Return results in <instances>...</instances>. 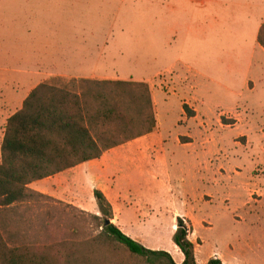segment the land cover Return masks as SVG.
Segmentation results:
<instances>
[{"label": "rangeland", "instance_id": "obj_1", "mask_svg": "<svg viewBox=\"0 0 264 264\" xmlns=\"http://www.w3.org/2000/svg\"><path fill=\"white\" fill-rule=\"evenodd\" d=\"M172 19L163 16L161 0H0V96L4 91L9 94L7 116L18 110L25 94L19 92L18 75L25 69H33L32 66H25L24 58L18 53L19 49L25 45L40 48L53 43L61 45L75 42L94 49L93 52L97 55V49L100 48L103 71L101 76L104 78L98 81L147 83L154 102L158 122L154 137L146 136L131 142L122 151L130 152L133 148L143 150L148 144H153L154 168L162 183L165 177L163 165L167 163L171 168L169 185L167 184L168 195L145 211L153 213V219L148 218L150 222H154L153 227L156 230L150 225H140L145 239L136 242L147 249L171 252L169 254L173 261L178 262L175 253L183 255L173 246V234L170 233L173 224L170 222V215L175 207L179 209L184 206V210L194 217L192 222L196 232L190 219H180L191 229L189 240L194 244L197 264H205L209 259H218L221 264H264V205L251 207L241 213L233 210L230 214L231 212L225 210L227 206L234 205L238 198L242 202H254L261 198L255 192L263 185L256 180L264 176V165L258 164L256 160L258 131L250 128L237 129L234 126L225 127L228 124L233 125L235 121L227 120L226 115L217 114L214 116H219V122L214 121L206 129L198 125H187L191 117L184 108L187 107L193 113L192 117L195 115L187 103L198 107L203 101L197 99V93H193L176 65L165 68L163 63L172 62L175 58L180 61L182 67H189L193 71L198 70L205 74L209 70L193 55H189V50L186 51L184 47L177 52L176 30L169 23ZM201 54L204 58V50H201ZM93 55L91 51L90 56ZM53 83L61 86L64 82ZM216 91L220 93L218 89ZM251 96L253 105H259V93ZM218 99L219 103L227 107L231 105L220 95ZM232 113L238 115L241 112L236 108ZM230 115L231 113L228 114ZM187 131L193 136L212 137V141H205L208 145L202 146L201 152L208 151L209 147H216L218 154L227 152L232 155L230 160L234 169L231 173L227 176L219 169L220 171L212 177L211 184L215 188L210 191H218L216 195H204L211 186L201 183L202 177L191 182L189 173L181 174L174 168L177 161L184 159L183 152L178 153L177 148L188 141L186 137H182ZM259 133L262 135L264 129ZM157 137L163 146L165 143L167 150L166 154L161 151L163 159L157 154ZM173 142L176 144L175 149ZM202 163L204 165L203 161ZM226 180L232 182V185L227 184ZM253 183L254 186L250 185ZM227 185L231 186V191L226 189ZM90 189L89 187L74 194L73 203L75 199H80L83 206L90 208L93 205L96 213L87 211L82 205L76 207L60 202L88 214H99ZM201 194L205 201L212 202L197 207V196ZM57 208L61 210L64 207L59 205ZM32 209L30 216L33 219L43 212L35 207ZM201 211L206 213L207 217L199 224L197 218L203 216ZM74 213L76 212L67 209L65 214L59 216L61 226L53 233L57 239H72L73 227H66L70 226L72 221H77ZM140 216L145 219L143 215ZM156 220H161L159 225ZM112 223L123 229L128 227L127 224L117 225L114 220ZM174 224L177 226L176 221ZM210 255L212 257L208 258Z\"/></svg>", "mask_w": 264, "mask_h": 264}, {"label": "crops", "instance_id": "obj_2", "mask_svg": "<svg viewBox=\"0 0 264 264\" xmlns=\"http://www.w3.org/2000/svg\"><path fill=\"white\" fill-rule=\"evenodd\" d=\"M161 3L163 16L173 18L172 21L169 20V23L176 30L177 52L184 47L186 51L189 50V55H193L210 71L206 70L208 73L203 74L198 70L193 71L189 67H182L180 61L175 58L172 62L163 63L165 68L176 65L191 86L193 93H197V99L203 101L198 107H192L190 103H187L195 113L194 117L188 119L187 125H198L206 129L214 121L218 123L220 115H226L227 120H233L235 123L225 127L257 130L256 141L259 146L256 150V160L258 164L264 165V133L262 135L259 133L264 129V48L258 40L259 32L264 25V0H161ZM201 50H204V58ZM91 51L93 56H90ZM93 51L94 49L75 42L61 45L53 43L40 48L25 45L24 48L19 49L18 53L24 58L25 66H32L33 69H25L18 75L19 92L25 93L18 110L21 109L28 94L41 83L103 79L100 48L97 49V55ZM32 53L33 56H31ZM216 89L219 90V94ZM255 93H259L261 97V102L257 106L251 101V95ZM219 95L226 98L231 105L227 107L219 103ZM9 105V94L4 91L0 96V147L6 123L10 117V115L7 116ZM236 108L240 109L241 113L233 115L232 110ZM230 113L231 115L228 116ZM215 114L219 116H214ZM154 133L147 136L154 137ZM183 135L182 137H186L188 141L177 149L178 153L183 152L184 159L181 162L177 161L175 170L181 174L189 173L191 182L202 177L201 183L211 186L204 195L207 197L216 195L218 191H210L215 188L211 184L212 177L220 170L227 176L231 173L234 169L233 162L230 160L232 155L227 152L218 154L216 147H209L208 151L201 152V147L208 145L205 141H212V137L193 136L188 131ZM156 139L157 154L163 159V154L167 151L165 143L163 146L160 138ZM130 143L103 153L99 159L34 182L29 185V188L76 207L83 204L80 199H75L73 203L74 194L90 187L93 198L94 189L99 190L112 206L114 222L122 226L127 224L128 227L124 229L117 226L122 233L134 241L145 239L144 232L139 226H154V222L149 221V218L153 219V213L145 211L150 210L151 205H156L160 199L168 195L167 184L169 185L171 168L167 163L163 165L165 177L162 183L161 177L154 168L155 147L153 144H148L143 150L133 148L130 152L122 151ZM172 144L175 149V142ZM256 182L263 184L255 191L261 197L259 200L242 202L238 198L234 205L227 206L225 210L232 214L233 210L241 213L244 210H250L251 207L263 206L264 176ZM227 184L232 185V182L229 181ZM250 185L254 186V183ZM226 189L232 190L229 185ZM203 200V194L198 195V204L195 205L202 207L203 203L212 202ZM83 207L87 211L96 213L93 205L90 208ZM183 207L180 206L179 209L175 207L171 210L170 222L173 224L170 230L171 235L176 230L174 222L178 217H187L191 222L194 220L193 215L187 213ZM96 208L98 209V206ZM201 213L202 219L197 218L199 224L207 217L206 213L203 211ZM140 215H143L145 219ZM160 222L161 220H156L158 225ZM193 227L196 232L194 224ZM152 229L156 230L154 227ZM210 257L212 255L208 256ZM175 259L178 261L177 264H181L184 258L175 253Z\"/></svg>", "mask_w": 264, "mask_h": 264}, {"label": "trees", "instance_id": "obj_3", "mask_svg": "<svg viewBox=\"0 0 264 264\" xmlns=\"http://www.w3.org/2000/svg\"><path fill=\"white\" fill-rule=\"evenodd\" d=\"M258 40L264 48V25ZM53 82L35 87L6 123L0 147V264H177L168 252L126 237L112 223V206L101 191H93L99 210L93 215L29 188L157 129L147 83ZM34 207L43 212L33 219ZM67 209L76 212L77 221L66 227H73L72 239H57L53 233ZM176 222L172 242L183 255L181 264H197L191 229L180 218Z\"/></svg>", "mask_w": 264, "mask_h": 264}, {"label": "water", "instance_id": "obj_4", "mask_svg": "<svg viewBox=\"0 0 264 264\" xmlns=\"http://www.w3.org/2000/svg\"><path fill=\"white\" fill-rule=\"evenodd\" d=\"M109 223V221H106V224H108Z\"/></svg>", "mask_w": 264, "mask_h": 264}]
</instances>
